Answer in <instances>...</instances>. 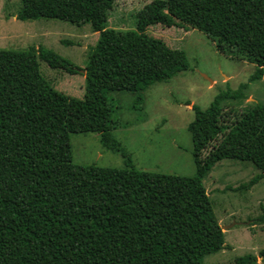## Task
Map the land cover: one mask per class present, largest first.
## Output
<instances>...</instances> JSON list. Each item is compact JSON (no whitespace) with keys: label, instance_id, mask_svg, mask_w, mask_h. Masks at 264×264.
<instances>
[{"label":"trees","instance_id":"trees-1","mask_svg":"<svg viewBox=\"0 0 264 264\" xmlns=\"http://www.w3.org/2000/svg\"><path fill=\"white\" fill-rule=\"evenodd\" d=\"M21 1L18 20L90 24L99 38L85 69L84 99L56 90L41 74L39 58L79 72L53 50L0 49V264H206L227 246L204 181L225 160L260 172L234 191L264 179V104L232 124H225L224 105L246 100L247 85L221 92L206 110L193 105L196 176L188 178L133 166L113 135L109 95L131 93L142 103L149 88L189 69L185 51L147 34L153 26L197 29L218 52L254 64L251 81L261 80L264 0H154L127 32L107 26L120 0ZM89 133L121 154L126 168L75 165L71 135ZM258 259L248 254L236 264Z\"/></svg>","mask_w":264,"mask_h":264},{"label":"rangeland","instance_id":"rangeland-1","mask_svg":"<svg viewBox=\"0 0 264 264\" xmlns=\"http://www.w3.org/2000/svg\"><path fill=\"white\" fill-rule=\"evenodd\" d=\"M153 1H118L109 13L108 28L136 30L137 14ZM21 10V0H0V49L23 51L43 46L53 50L75 64L79 72L72 75L53 69L39 58L41 74L56 90L84 99L85 69L99 34L90 24L78 26L48 19L21 21L17 19ZM147 34L164 40L172 49L185 51L189 69L168 83L149 88L143 93L142 103H135L137 96L131 93H111L117 125L113 135L131 155L137 170L192 178L196 176V165L188 126L195 119L193 105L206 110L221 92L237 91L247 85L246 100L226 101L224 105L225 124H232L256 104H264V77L251 81L256 71L254 64L218 52L216 43L197 29L153 26ZM71 145L75 165L126 168L123 156L106 150L98 134H72ZM259 173L249 162L225 160L205 179L227 246L206 256V264H236L248 254L256 255L259 264H264V223L257 221L264 216V179L252 190H233ZM234 224L237 225L224 229Z\"/></svg>","mask_w":264,"mask_h":264},{"label":"water","instance_id":"water-1","mask_svg":"<svg viewBox=\"0 0 264 264\" xmlns=\"http://www.w3.org/2000/svg\"><path fill=\"white\" fill-rule=\"evenodd\" d=\"M235 225H237V224H234V225H232V226H230V227H225L224 229H225V230H227L228 228L231 229V228H233Z\"/></svg>","mask_w":264,"mask_h":264},{"label":"crops","instance_id":"crops-1","mask_svg":"<svg viewBox=\"0 0 264 264\" xmlns=\"http://www.w3.org/2000/svg\"><path fill=\"white\" fill-rule=\"evenodd\" d=\"M262 180H263V179H262ZM262 180H261V181H262ZM261 181H260V182H261ZM260 182H259V183H260ZM259 183H258V184H259ZM256 185H257V184H256ZM256 185H255V186H256ZM255 186H254V187H255ZM254 187H253V188H254ZM253 188H252V189H253ZM252 189H251V190H252ZM258 264H259V259H258Z\"/></svg>","mask_w":264,"mask_h":264}]
</instances>
